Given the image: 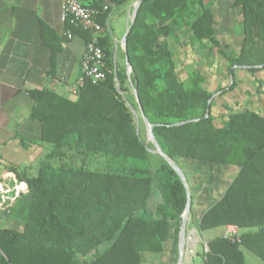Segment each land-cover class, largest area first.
Masks as SVG:
<instances>
[{
	"label": "trees",
	"instance_id": "trees-1",
	"mask_svg": "<svg viewBox=\"0 0 264 264\" xmlns=\"http://www.w3.org/2000/svg\"><path fill=\"white\" fill-rule=\"evenodd\" d=\"M132 1L95 0L90 5L99 11L103 80L85 78L72 98L50 89L29 91L30 116L41 123L40 140L49 149L36 175L10 167L27 191L13 192L14 201L3 205L22 227L0 226V264H142L143 252L161 253L165 247L176 260L185 189L159 155L150 161L152 144L142 137L133 113H139L138 104L163 152L181 169V160L237 167L223 193L194 222L200 232L235 225L238 241L223 234L210 237L201 264H247L243 250L264 263V114L242 108L218 116L209 111L204 117L213 93L202 87L204 77L195 71L183 84L169 45L190 32L188 43L198 49L210 43L209 52L219 48L229 71L234 66L263 70L264 0H227L240 21L238 48L231 56L220 48L214 0H143L125 52L137 99L113 60L108 25L113 7ZM69 20L64 22L72 27ZM235 87L233 78L228 90ZM212 105L213 99L210 109ZM189 119L193 121L173 125ZM134 160H146L147 166L138 167ZM184 175L191 212L192 192ZM152 187L161 202L154 217L146 219L140 212Z\"/></svg>",
	"mask_w": 264,
	"mask_h": 264
},
{
	"label": "crops",
	"instance_id": "crops-1",
	"mask_svg": "<svg viewBox=\"0 0 264 264\" xmlns=\"http://www.w3.org/2000/svg\"><path fill=\"white\" fill-rule=\"evenodd\" d=\"M79 1L91 5L95 0ZM130 13L128 5L124 10L125 29ZM61 15L60 0H0V188L2 189H13L18 184L16 175L11 172L10 167H15L20 173L36 175L32 172L38 171L49 149V145L40 140L41 123L30 116L33 100L29 91L50 89L59 95L72 98L74 94L71 88L82 75L80 63L88 42L87 37L92 33L78 29L70 20L72 27L67 25L61 20ZM108 25L115 55L117 42L109 19ZM67 30L71 32L70 38L66 36ZM114 55L113 60L116 61ZM207 164L198 165L196 162L181 161L182 171L189 178L192 192L187 231L198 229L194 222L200 217L197 210L203 212L212 203L211 195L219 190L220 179L229 177L230 182L237 171L234 167H222L215 176L217 181L215 180L208 189L202 191L204 196L202 195L196 202L195 194H200L197 191L199 186V181L196 180L197 174L202 168H207ZM20 188H22L20 193H25L26 183L21 182ZM173 230L174 223L171 222L170 237ZM151 253L153 254L147 256L160 254Z\"/></svg>",
	"mask_w": 264,
	"mask_h": 264
},
{
	"label": "rangeland",
	"instance_id": "rangeland-1",
	"mask_svg": "<svg viewBox=\"0 0 264 264\" xmlns=\"http://www.w3.org/2000/svg\"><path fill=\"white\" fill-rule=\"evenodd\" d=\"M134 2L135 1L123 3L113 7L109 16L110 27L115 37V41L117 42L114 55L116 58L115 64L118 71L122 75H126L127 82L128 79L124 62V51L122 46H120L119 40L126 30L124 28V10L129 5L130 11H132ZM227 3V0H214L212 8L215 13V29L217 32V37L221 41L220 48L223 49L227 55L231 56L237 51L238 48L239 40L236 35L240 28V21L238 20V13H236L234 10L228 9ZM232 24L234 25L233 27H235V32L233 31ZM189 36L190 32H187L181 35L177 42L169 40V45L174 56L175 70L179 79L184 85L188 84L189 73L191 71L198 72L204 77L202 87L214 95L210 114L213 116H218L220 114L227 115V113L231 111H237L242 108H251L264 114V69L249 72L243 68H233L232 74L236 83V87L233 90H228L233 78H230V71L228 70L227 64L228 61L218 52L219 48L213 47L209 52L207 49L211 47V44L207 42L205 47L200 49L195 48V45L188 43ZM221 88H224L225 90L222 91ZM135 112L138 129L146 143L150 144L145 126L140 118L138 110H135ZM215 123L219 124V120L217 119ZM157 159L158 158L155 156V153L151 152L150 161L154 163ZM181 161L183 163L185 160ZM133 163L138 167L147 166L146 160H134ZM207 165V168H202V170L197 174L196 180L199 181L197 191L200 194H195L196 202L200 200V197L204 194V192L202 194V191L208 189L211 184L215 182V180L217 181L215 176L219 171H221L220 169L222 167H234L235 170L237 168L231 164L208 163ZM34 173L37 172H32V174ZM229 180V177L220 179L221 186L218 187L219 190L217 192L211 195V202L218 198L224 188L227 187ZM12 195L13 194L10 196ZM160 200L161 197L158 189L152 187L147 207L144 211L140 212V216L146 219L154 217V208L160 202ZM9 202L11 201H7L6 203ZM6 203L3 205H6ZM3 205H0V226L21 229L22 224L18 221H14L9 216L4 207H2ZM197 212L198 215L202 214V211L199 209ZM196 232L199 235V238L205 241L211 236L222 235L224 233V228L218 227L204 232H200L198 229H196ZM201 247V243H197L198 254L194 255L192 258V264H197L200 262ZM243 253L245 262L247 264H264L259 258H257L248 250H243ZM150 254L153 253H142V264H176L177 258L175 260V252L169 251L168 247H165L164 251L160 254L147 256Z\"/></svg>",
	"mask_w": 264,
	"mask_h": 264
},
{
	"label": "built area",
	"instance_id": "built-area-1",
	"mask_svg": "<svg viewBox=\"0 0 264 264\" xmlns=\"http://www.w3.org/2000/svg\"><path fill=\"white\" fill-rule=\"evenodd\" d=\"M62 3L61 20L64 22L67 18L70 19L74 26L80 27L83 30H88L92 33L91 39L88 40L81 59L82 75L77 79L71 88L73 94L76 93L77 87L84 83L85 78H90L93 82L101 81L105 78L104 72V55L98 45V33L101 31V25L98 21V9L94 6L85 5L79 0H60ZM66 36L71 37V32L66 31ZM21 183H18L13 189L0 188V205L7 201L14 200V196H10L12 192L16 195L22 190ZM26 189V186L24 187ZM223 236L230 241H238L239 229L235 225H227L224 229ZM201 243V260L197 264H201L202 260L206 259L208 245L206 240L199 238L196 230H188L185 235V252L183 264H192V258L197 252V243Z\"/></svg>",
	"mask_w": 264,
	"mask_h": 264
},
{
	"label": "water",
	"instance_id": "water-1",
	"mask_svg": "<svg viewBox=\"0 0 264 264\" xmlns=\"http://www.w3.org/2000/svg\"><path fill=\"white\" fill-rule=\"evenodd\" d=\"M143 2V0H135L134 4H133V9L129 15V19H128V25L126 27V30L123 34V36L120 39V44L122 46V49L124 51V54L126 52V39H127V35L130 31L131 25L133 24L136 15H137V11L138 8L140 7L141 3ZM124 62H125V67L127 70V78H128V82L130 84V87L134 93L135 98L137 99V90L135 85L133 84V82L131 81V67L130 64L128 62L127 56L126 54L124 55ZM235 67H239V68H243V69H247L249 68V66H234L230 69V78H233V74H232V70ZM254 67H262V65H257ZM115 69H114V73H115ZM116 86L118 88V82L116 79ZM212 95L208 101H207V106H206V111H205V115L204 117H208L209 115V111H210V103L213 99ZM138 109H139V115L140 118L145 126V130L148 136V139L150 141V143L152 144V149H150V152L155 153L157 155H159L177 174L178 178L180 179L184 189H185V194H186V203H185V207L183 210V213L181 215V221H180V225H179V231H178V242H177V260H176V264H183V258H184V252H185V235H186V231H187V221L189 218V214H190V200H191V195H190V191H189V186L186 180V177L182 171V169L177 166L162 150V148L160 147L158 141L156 140L154 134H153V124L149 123V121L147 120V118L145 117L143 110L141 108V106L138 104ZM133 113L136 115L135 110H133ZM193 121V119H189L186 121H182V122H177L174 123V126H178L187 122H191Z\"/></svg>",
	"mask_w": 264,
	"mask_h": 264
}]
</instances>
